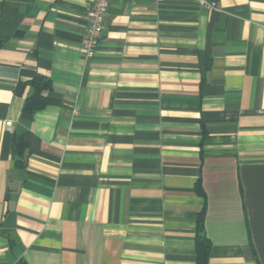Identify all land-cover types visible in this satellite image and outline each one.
Here are the masks:
<instances>
[{"label": "crops", "instance_id": "obj_1", "mask_svg": "<svg viewBox=\"0 0 264 264\" xmlns=\"http://www.w3.org/2000/svg\"><path fill=\"white\" fill-rule=\"evenodd\" d=\"M91 2L0 0V264H264V0Z\"/></svg>", "mask_w": 264, "mask_h": 264}, {"label": "built area", "instance_id": "obj_2", "mask_svg": "<svg viewBox=\"0 0 264 264\" xmlns=\"http://www.w3.org/2000/svg\"><path fill=\"white\" fill-rule=\"evenodd\" d=\"M163 0H153L156 5H160ZM194 2L204 8H213L217 5V0H194ZM110 0H92L86 15L85 37L82 44L83 56L90 59L94 56L101 37L103 36L104 19L108 14ZM12 121H7L6 126L10 127Z\"/></svg>", "mask_w": 264, "mask_h": 264}, {"label": "trees", "instance_id": "obj_3", "mask_svg": "<svg viewBox=\"0 0 264 264\" xmlns=\"http://www.w3.org/2000/svg\"><path fill=\"white\" fill-rule=\"evenodd\" d=\"M35 86V92L26 101L24 110L25 112L32 113L37 109L43 107L47 100L44 96V91L48 90L50 85L49 81L45 78H38L32 81ZM16 146L19 153H23L28 147L29 139L26 132L16 136ZM204 210L199 214L197 236V263L196 264H208L209 252L211 243L209 238L204 233Z\"/></svg>", "mask_w": 264, "mask_h": 264}]
</instances>
